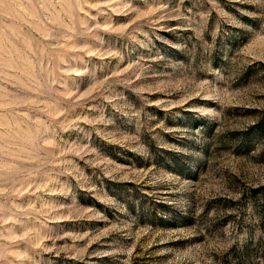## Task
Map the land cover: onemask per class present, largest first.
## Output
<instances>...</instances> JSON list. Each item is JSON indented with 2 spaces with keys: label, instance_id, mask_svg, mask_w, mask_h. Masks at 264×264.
Returning <instances> with one entry per match:
<instances>
[{
  "label": "rangeland",
  "instance_id": "1",
  "mask_svg": "<svg viewBox=\"0 0 264 264\" xmlns=\"http://www.w3.org/2000/svg\"><path fill=\"white\" fill-rule=\"evenodd\" d=\"M0 264H264V0H0Z\"/></svg>",
  "mask_w": 264,
  "mask_h": 264
}]
</instances>
